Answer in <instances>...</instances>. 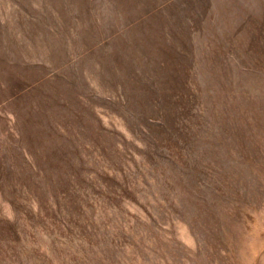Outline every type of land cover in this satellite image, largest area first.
Segmentation results:
<instances>
[{"label": "rangeland", "instance_id": "obj_1", "mask_svg": "<svg viewBox=\"0 0 264 264\" xmlns=\"http://www.w3.org/2000/svg\"><path fill=\"white\" fill-rule=\"evenodd\" d=\"M0 264H264V0H0Z\"/></svg>", "mask_w": 264, "mask_h": 264}, {"label": "bare ground", "instance_id": "obj_2", "mask_svg": "<svg viewBox=\"0 0 264 264\" xmlns=\"http://www.w3.org/2000/svg\"><path fill=\"white\" fill-rule=\"evenodd\" d=\"M138 10V9H137ZM131 12V11H130ZM156 31V30H155Z\"/></svg>", "mask_w": 264, "mask_h": 264}]
</instances>
